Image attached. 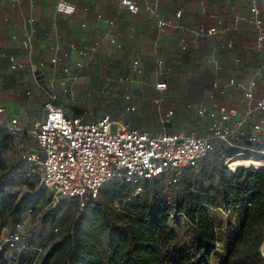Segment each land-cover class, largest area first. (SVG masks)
<instances>
[{"label":"crops","instance_id":"1","mask_svg":"<svg viewBox=\"0 0 264 264\" xmlns=\"http://www.w3.org/2000/svg\"><path fill=\"white\" fill-rule=\"evenodd\" d=\"M58 1L0 0V122L17 119L23 131L13 137L16 151L35 147L26 130L45 113L46 94L35 84L20 46L26 34L32 35L33 62L45 76L59 75L64 66L72 71L68 92L59 94L66 113L78 112L89 121L108 114L150 134H199L205 122L186 104H210L215 79L247 80L259 58L248 0H133L137 12L120 8L119 0H65L74 5L68 16L55 12ZM147 7L168 22L163 31ZM236 15L246 19L234 28ZM211 27L227 31L205 36ZM70 43L85 55L80 58ZM78 59L82 68L74 65ZM160 83L164 90L157 87ZM230 93L227 101L238 103L239 93ZM256 93L263 94L260 84ZM215 101L225 102V96L216 95ZM169 110L173 113L164 123L161 116Z\"/></svg>","mask_w":264,"mask_h":264},{"label":"built area","instance_id":"2","mask_svg":"<svg viewBox=\"0 0 264 264\" xmlns=\"http://www.w3.org/2000/svg\"><path fill=\"white\" fill-rule=\"evenodd\" d=\"M119 7L129 12L138 10L133 0H119ZM247 8L255 29L254 48L259 53L254 73L247 80L229 77L222 82L215 79L209 91L210 104H186L187 108L195 109L196 115L205 122L199 134L184 130L150 134L132 127L127 121L114 120L108 114L89 121L75 112L66 113L59 102V94L68 92L74 79L72 71L69 66H64L59 75L55 73L50 77L45 76L33 62V39L31 34H26L20 40V46L30 62L34 82L45 92L46 100L43 105L44 116L35 119L26 130L35 147L17 151V158L21 163L18 172L25 178L34 176L40 187L52 196V201L74 200L76 209L82 210L87 202L99 196L108 182L130 184L136 195L141 189L142 181L165 175L168 183H175L185 169L195 168L215 150L221 157L222 165L230 172L244 166L264 167V162H243L235 166L232 163L234 159L243 156H255L264 160V6L261 7L259 0H248ZM147 10L154 18L157 30L163 31L168 22L156 10L149 7ZM55 12L63 16L71 15L74 5L59 0L55 5ZM180 13L178 11L177 16ZM243 19L246 18L236 15L233 27L236 28ZM104 21L113 22L109 19ZM225 31L227 29L211 27L206 30L205 36ZM69 47L76 50L80 58L85 55L76 44L70 43ZM55 62L56 58H52L51 63ZM162 63L161 60L157 61L160 74ZM133 64L136 65L137 62L134 61ZM213 64L218 66L216 60H213ZM74 65L82 68L83 61L78 59ZM15 67L16 63L13 62L11 68ZM259 84L263 90L262 95L256 93ZM157 87L165 89L163 83ZM230 90L239 93L238 103L227 101V94L232 96ZM219 94L225 96V102L215 101ZM126 109L134 110V107ZM2 110L0 107V112ZM172 113V110L167 111L161 116V121L169 122ZM0 127L12 136H19L23 131L17 126L16 118H11L6 124L0 122ZM3 177L13 179L16 175L12 171ZM25 212L31 213L30 210ZM21 223L22 218L0 240V252L4 248L17 250L28 246V235L19 229ZM43 251L41 246L33 247L32 264L37 262Z\"/></svg>","mask_w":264,"mask_h":264},{"label":"trees","instance_id":"3","mask_svg":"<svg viewBox=\"0 0 264 264\" xmlns=\"http://www.w3.org/2000/svg\"><path fill=\"white\" fill-rule=\"evenodd\" d=\"M13 137L0 127L1 148L11 145ZM260 160L255 156H243L232 163ZM187 171L190 170L185 169L180 176ZM4 174L0 176V230L8 223L14 227L25 211L36 214L50 201L46 189H36L29 182L34 176L25 178L21 173L17 177L27 184L28 191L18 199H10L7 189L18 178L6 179ZM216 178L217 186H204L195 193L187 188L182 203L176 207L165 189L156 190L151 180L142 181V191L135 196L130 184L113 182L109 190L111 201L122 204L125 199H132L124 203L128 221L119 222L109 216L97 202L98 196L85 204L83 213L73 218L37 261L46 252V264H214L218 242L208 209L223 205L226 211L235 210L234 222L229 225L237 231V239L228 250L224 264H264L260 255L264 229V167L244 166L230 172L222 165ZM174 213H182L194 231V243L189 250L173 245L177 235L169 222ZM54 221L55 215L49 212L41 218L43 225ZM92 232L105 240L104 252L90 239ZM8 251L11 250L4 248L0 252V264H32V253L30 258L17 257L23 251L4 256Z\"/></svg>","mask_w":264,"mask_h":264},{"label":"rangeland","instance_id":"4","mask_svg":"<svg viewBox=\"0 0 264 264\" xmlns=\"http://www.w3.org/2000/svg\"><path fill=\"white\" fill-rule=\"evenodd\" d=\"M263 6L264 0H261V7ZM221 161L219 154L216 151H213L200 161L195 168H191L189 169L190 171L179 176L175 183H168V179L165 175L151 180L150 183H154L153 188L156 190L164 188L172 204L176 207L182 203L187 188H189L192 193H195L198 189L204 186H217L218 181L216 174L218 169L222 167ZM0 162V176L12 171L15 173L16 177L20 175L18 170L21 168V163L17 158V151L13 149L12 144L4 148L0 147ZM17 178L18 180L14 179L15 182H13L7 189V194L10 199H18L28 191L27 184L22 182L21 177ZM29 182L33 183L36 189L41 188L36 178L32 177ZM142 183L143 182L140 184L141 189L139 192L142 191ZM112 185L113 182H108L103 186L97 202L104 208L109 216L119 222H126L128 221L129 215L124 203L131 202L132 199L127 198L122 204L118 201H111L109 190ZM134 191L135 189L133 188V193ZM46 193L49 195L48 192ZM132 195L135 196L134 194ZM52 200V196H50V201L43 206L41 211L38 210L36 214H28L27 212L22 214V223L19 229L28 235V238H26L28 246L24 249L19 248L17 250L8 251L4 256H13L16 252L21 253L20 251H23L24 253L17 254V257L30 258L31 253L33 254V247L36 246H41L44 248V251H47L50 242L58 239L73 218L76 215H81L84 211V209L81 211L76 209L74 200L56 202ZM47 212L55 215V221L53 224L43 225L41 218ZM208 213L217 233L218 248L214 264H224L228 250L237 239V231L234 226L229 225V222H234L235 210L231 209L226 211L223 205H220L216 209H208ZM169 225L177 235V240L173 245L179 249L189 250L194 243V231L186 221L184 215L182 213H174ZM13 228L14 227L10 223L3 227L0 230V240L3 239L6 233ZM55 228H57V231H54ZM90 239L99 246L102 252L105 251L106 242L101 236L92 232L90 234ZM263 242L264 229L263 241L260 245V255L264 262V251L262 250ZM45 253L41 255L40 261H37V264H46Z\"/></svg>","mask_w":264,"mask_h":264},{"label":"bare ground","instance_id":"5","mask_svg":"<svg viewBox=\"0 0 264 264\" xmlns=\"http://www.w3.org/2000/svg\"><path fill=\"white\" fill-rule=\"evenodd\" d=\"M263 162H264V160L261 159L259 162H252V163H254V164H260V163H263ZM240 163H243V162H242V161H238V162H236L233 166L238 165V164H240Z\"/></svg>","mask_w":264,"mask_h":264},{"label":"clouds","instance_id":"6","mask_svg":"<svg viewBox=\"0 0 264 264\" xmlns=\"http://www.w3.org/2000/svg\"><path fill=\"white\" fill-rule=\"evenodd\" d=\"M69 11H71V9H69Z\"/></svg>","mask_w":264,"mask_h":264}]
</instances>
